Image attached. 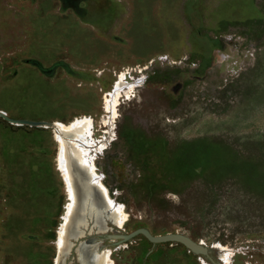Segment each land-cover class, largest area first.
I'll use <instances>...</instances> for the list:
<instances>
[{
    "label": "rangeland",
    "instance_id": "rangeland-1",
    "mask_svg": "<svg viewBox=\"0 0 264 264\" xmlns=\"http://www.w3.org/2000/svg\"><path fill=\"white\" fill-rule=\"evenodd\" d=\"M125 72L121 90L138 86L111 123L103 96ZM0 112L25 122L0 117V264H81L57 248L50 124L85 116L92 135L67 149L113 201L92 186L95 206L126 215L105 234L179 233L221 264H264V0H0ZM99 244L114 264H210L142 234Z\"/></svg>",
    "mask_w": 264,
    "mask_h": 264
},
{
    "label": "bare ground",
    "instance_id": "bare-ground-1",
    "mask_svg": "<svg viewBox=\"0 0 264 264\" xmlns=\"http://www.w3.org/2000/svg\"><path fill=\"white\" fill-rule=\"evenodd\" d=\"M127 74H128V72L120 73L117 76L118 80L114 83V88H113L112 92L105 93L103 96L104 110L106 113L109 114L111 123L114 122V119L117 116L116 114H117V107H118V103H119L118 102L119 98L122 97L123 100L128 101L132 97V89L136 88L138 86V84L136 83L133 85H129L125 91L121 90L122 86L125 83L124 81L126 80ZM83 124L85 125L84 131L82 130ZM50 127L54 128V132H53L54 133V139L59 145L58 154H57V158H56L57 170L60 172V176L62 177V180H63L64 185H65V192L68 196V203L65 205L64 210L69 211V208H70L69 203H70V199L73 196V190L71 189L69 181H68L69 176H68V172L66 170V167L64 165L63 155L67 153V151H68L67 146L68 145H70V144L74 145L71 141L82 142V140L88 139L92 135L93 120H92V118H90V117L88 118L85 116L84 118L76 119V120L72 121L68 125H62V124L56 123V124H50ZM72 129H78V131L80 133L82 132V136H83V132H84V136L75 138L74 135L68 134L67 131L72 130ZM75 148L81 150L80 148H78V146H75ZM82 155H83L82 156V164L85 165V167L87 168V163H88L90 166V169L87 168L86 169L87 171H86L85 169H83V165L80 164V166H79V163L77 161H75V163L81 169H83L85 171L88 178L90 180H92V182H93L92 184L94 185V187H96L98 189V191L103 195V197L105 199H107L108 202L112 205L113 201L109 197H107V189L104 187V185L100 181L99 176L93 172V170H95V167L92 165V161H90V160L87 161L84 158L83 151H82ZM115 208H116L114 211L115 217H112V222H113L114 226L120 228L126 221V215L122 212L121 206H116ZM65 217H66V214H64L62 216V223L60 224V227L58 229L57 248H58L59 253L60 252L67 253V249H68L69 245L65 242L64 235L66 234L68 236V235H70V232L72 231L71 228H69V227L67 228V224H66V222H64ZM220 250L225 251L224 248H220ZM74 252L76 253L81 264H114L113 260L111 259V252H109V250H106L104 247L100 246V244L96 243V242L92 243V241H91V246H90L89 250H87L85 247L80 246ZM225 255L227 256L228 254H225ZM227 259H228V257L222 258V263L226 264ZM202 263L206 264L203 261H202Z\"/></svg>",
    "mask_w": 264,
    "mask_h": 264
},
{
    "label": "water",
    "instance_id": "water-1",
    "mask_svg": "<svg viewBox=\"0 0 264 264\" xmlns=\"http://www.w3.org/2000/svg\"><path fill=\"white\" fill-rule=\"evenodd\" d=\"M33 65L41 68L36 62H31ZM0 117L9 121L10 123L23 124L25 122L13 121L8 119L3 113L0 112ZM64 165L68 172L69 184L73 190V196L70 199V208L69 211H64L66 214L64 222L67 224V228H71L70 235H64L65 242L69 245L67 252L72 248L74 251L80 246L85 247L87 250L90 249L91 241L100 243L104 240L114 241V244L119 246L123 242L129 241L138 234L144 235L152 243H180L184 245L188 250L192 251L195 254H202L208 259L210 264H221L217 261H213L209 255L208 250L202 242H193L188 237L179 234V233H169L161 236H152L146 229H137L128 234H105V223L106 220L111 218V210L105 205L102 210L98 209L94 202L91 199V187L94 186L92 180L87 176V179L81 182L82 197L80 200H77L75 189L73 187V177L74 174L72 170V162H75L76 155L71 150H68L66 154L63 155ZM76 164V163H75ZM76 166L80 168L77 164ZM81 169V168H80ZM83 170V169H81ZM107 197L108 193H107Z\"/></svg>",
    "mask_w": 264,
    "mask_h": 264
},
{
    "label": "trees",
    "instance_id": "trees-1",
    "mask_svg": "<svg viewBox=\"0 0 264 264\" xmlns=\"http://www.w3.org/2000/svg\"><path fill=\"white\" fill-rule=\"evenodd\" d=\"M37 64H38V63H37ZM38 65H39V64H38ZM39 66H40V65H39ZM40 67H41V66H40ZM41 68H42V67H41ZM42 71H46V72H47V71H49V70L42 69Z\"/></svg>",
    "mask_w": 264,
    "mask_h": 264
}]
</instances>
